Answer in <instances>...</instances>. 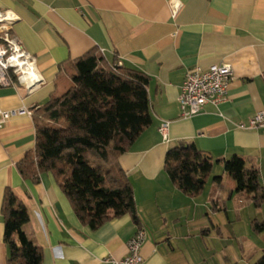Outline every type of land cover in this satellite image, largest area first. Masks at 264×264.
Wrapping results in <instances>:
<instances>
[{
    "label": "crops",
    "instance_id": "0c3cea01",
    "mask_svg": "<svg viewBox=\"0 0 264 264\" xmlns=\"http://www.w3.org/2000/svg\"><path fill=\"white\" fill-rule=\"evenodd\" d=\"M170 1L0 0L1 9L19 14L14 33L36 58L45 81L32 92L16 80L0 86L2 109L36 110L62 95L72 84L71 61L97 48L109 64L148 75L152 114L150 126L119 157L133 185L139 223L125 214L96 229L79 220L53 173L34 181L19 171L35 146L33 113H16L2 125L0 264L8 258L2 211L7 189L29 210L25 230L41 247L42 264H109L104 259L127 255V242L139 228L146 233L143 264H229L220 260L222 252L203 248L206 220L220 226L245 211L249 230L254 220L264 221V203L257 207L251 195L237 192L224 170L225 160L241 156L259 169L264 188V127L239 128L264 111V0H180L177 13ZM223 62L233 71L226 98L182 116L179 95L187 71ZM164 120L170 122L167 140L159 130ZM184 142L210 155L213 171H222L220 183L212 171L196 196L179 190L164 168L167 151ZM212 206L224 215L211 216Z\"/></svg>",
    "mask_w": 264,
    "mask_h": 264
},
{
    "label": "trees",
    "instance_id": "16d2710c",
    "mask_svg": "<svg viewBox=\"0 0 264 264\" xmlns=\"http://www.w3.org/2000/svg\"><path fill=\"white\" fill-rule=\"evenodd\" d=\"M71 62L70 87L33 112L35 146L18 169L34 181L53 173L79 220L92 229L125 214L139 223L133 185L119 157L152 123L149 77L136 68L109 64L97 48ZM213 166L210 155L186 142L170 148L164 164L174 185L191 196L201 194ZM224 170L237 192L251 195L257 207L264 203L255 165L234 155L224 161ZM221 178L214 176L217 183ZM2 211L7 264H42V249L25 230L29 210L11 189L5 191ZM252 228L264 232V221L254 220ZM251 264H264V255Z\"/></svg>",
    "mask_w": 264,
    "mask_h": 264
},
{
    "label": "built area",
    "instance_id": "2783aa9c",
    "mask_svg": "<svg viewBox=\"0 0 264 264\" xmlns=\"http://www.w3.org/2000/svg\"><path fill=\"white\" fill-rule=\"evenodd\" d=\"M174 13L179 11L180 0H171ZM20 20L13 9L0 8V86L10 85L15 80L24 84L29 92L44 84L36 58L24 47L14 33V26ZM121 64V63H120ZM233 78L229 62L213 64L207 69L200 66L189 69L186 73L182 91L179 95L181 114L191 117L201 112L208 103L218 105L227 95ZM34 110L19 108L4 110L0 107V127L16 113L32 114ZM169 121H162L160 132L164 140L169 136ZM264 127V111H259L247 123H239L241 129ZM146 237L145 230L139 228L127 242V255L122 259L106 258L109 264H143L142 246Z\"/></svg>",
    "mask_w": 264,
    "mask_h": 264
},
{
    "label": "rangeland",
    "instance_id": "374dc122",
    "mask_svg": "<svg viewBox=\"0 0 264 264\" xmlns=\"http://www.w3.org/2000/svg\"><path fill=\"white\" fill-rule=\"evenodd\" d=\"M213 172V175L222 174V171L216 168ZM212 179L213 177H211ZM208 189L206 193H208ZM212 207L214 209L210 211V215L212 216L216 212L221 214L222 217L223 212L220 210L217 212L216 207ZM243 212L241 217L237 215L230 223H221L220 226H213L209 219L206 220L205 233L203 234V248L205 250H213L214 252H222L220 260L223 262L226 261L229 264H251L264 255V235L262 233L258 234L252 228L251 230L247 228L245 211ZM214 259L217 258L214 257Z\"/></svg>",
    "mask_w": 264,
    "mask_h": 264
}]
</instances>
